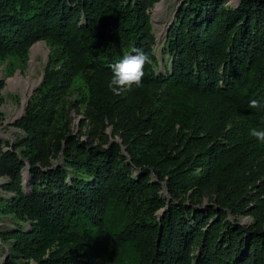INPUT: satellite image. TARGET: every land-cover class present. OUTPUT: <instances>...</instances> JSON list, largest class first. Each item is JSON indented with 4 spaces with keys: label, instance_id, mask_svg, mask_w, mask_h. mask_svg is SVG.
<instances>
[{
    "label": "trees",
    "instance_id": "16d2710c",
    "mask_svg": "<svg viewBox=\"0 0 264 264\" xmlns=\"http://www.w3.org/2000/svg\"><path fill=\"white\" fill-rule=\"evenodd\" d=\"M158 1L0 0V61L51 46L14 122L23 135L0 137V213L14 226L0 228L1 264H264V142L250 136L264 128V0H183L164 71ZM137 50L152 58L142 85L114 95L112 65ZM80 76L94 122L84 139L53 130ZM241 213L253 221L229 216Z\"/></svg>",
    "mask_w": 264,
    "mask_h": 264
},
{
    "label": "rangeland",
    "instance_id": "374dc122",
    "mask_svg": "<svg viewBox=\"0 0 264 264\" xmlns=\"http://www.w3.org/2000/svg\"><path fill=\"white\" fill-rule=\"evenodd\" d=\"M182 1L183 0H159L149 8L152 30L156 36L154 53L158 58V71H164V67L167 65V53L163 49L166 32L169 25L173 22L176 10L179 8ZM238 1L239 0H229L227 4L235 5ZM50 48V44L45 40H38L29 47L26 57H21L18 54H9L5 55L2 61H0V78L4 80V85L0 89V137L6 141L13 143L17 137L23 135V132L14 125V122L23 114L24 92L30 85H37L41 79L44 66L47 63V58L50 53ZM8 81H15V83L8 84ZM85 89L86 86L83 76L77 77L72 82L63 101L57 107V119L53 127L54 131H64L79 139L89 138L91 136L90 130L93 129L94 122L88 116L86 110ZM29 92L30 91L27 92V96ZM17 111L20 112L16 113ZM105 122V132L111 139L120 142V136H118V134L112 136V125L107 123V121ZM51 160L54 163L61 162L59 155L52 157ZM260 175L264 178V168L260 172ZM153 178H155L154 175ZM6 180L7 177H0V185ZM162 185L160 193L165 198H169L166 185L164 183ZM9 194L10 193L2 191L0 187V196L5 197ZM214 199L215 192L212 190L211 193L202 196L197 206L204 208L214 203ZM229 216L231 218H238L241 223L249 224L253 221L252 217L248 214L241 213L237 216L230 214ZM12 227L14 226L12 225L10 215L0 213V228ZM0 246L2 247V254L4 255L5 251L8 249V244L3 242L0 243ZM30 264L39 263L30 261Z\"/></svg>",
    "mask_w": 264,
    "mask_h": 264
},
{
    "label": "clouds",
    "instance_id": "9594fccd",
    "mask_svg": "<svg viewBox=\"0 0 264 264\" xmlns=\"http://www.w3.org/2000/svg\"><path fill=\"white\" fill-rule=\"evenodd\" d=\"M152 63V58L141 50L133 55L124 56L119 62L112 65V76L108 82V89L114 95H120L124 90L133 86L140 87L144 76V68ZM250 108H259L260 101L252 99ZM250 136L264 142V128H252Z\"/></svg>",
    "mask_w": 264,
    "mask_h": 264
},
{
    "label": "water",
    "instance_id": "95a60500",
    "mask_svg": "<svg viewBox=\"0 0 264 264\" xmlns=\"http://www.w3.org/2000/svg\"><path fill=\"white\" fill-rule=\"evenodd\" d=\"M42 77H43V73H42L41 79H40V81L38 82L37 85L40 84V82H41V80H42ZM37 85H35L34 87L31 88V90H30L28 96L26 97V100H25L24 103H23V113H24V111H25V107H26V105H27V103H28V99L31 97V95H32V93H33V91H34V89H35V87H36ZM20 117H21V116H20ZM20 117H19V118H20ZM5 257H6V253L0 258V259H1V263H2V261H3V259H4Z\"/></svg>",
    "mask_w": 264,
    "mask_h": 264
},
{
    "label": "bare ground",
    "instance_id": "6f19581e",
    "mask_svg": "<svg viewBox=\"0 0 264 264\" xmlns=\"http://www.w3.org/2000/svg\"><path fill=\"white\" fill-rule=\"evenodd\" d=\"M15 81H8V84H14ZM34 86V84L30 85L27 90L24 92L23 96H24V101L26 100L27 97V92L31 90V88ZM20 111H17L16 113H19ZM26 177V175H25Z\"/></svg>",
    "mask_w": 264,
    "mask_h": 264
}]
</instances>
